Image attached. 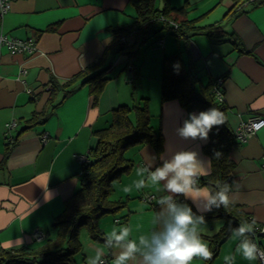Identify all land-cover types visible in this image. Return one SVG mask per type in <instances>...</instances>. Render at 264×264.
I'll use <instances>...</instances> for the list:
<instances>
[{"label":"crops","instance_id":"crops-1","mask_svg":"<svg viewBox=\"0 0 264 264\" xmlns=\"http://www.w3.org/2000/svg\"><path fill=\"white\" fill-rule=\"evenodd\" d=\"M256 1L242 0L232 10L234 0H171L175 7L188 3L185 18L199 17V26L214 24L221 26L222 32L197 33L189 39H177L168 32L155 33L139 47L132 60L134 70L130 72L131 66L125 68L123 54L115 49H108L103 59L113 39L112 30L134 22L136 10L130 0H14L0 21V33L19 39L32 38L37 51L31 55L13 53L0 44V248L13 250L26 246L39 231L53 235L54 217L79 188L84 163L80 158L95 146L94 131L110 123L112 110L118 105L141 98H148L150 121L163 136V148L159 154L150 144L126 149L124 157L132 166L114 181L111 194L112 199L124 201L121 215L112 218V222L103 216L99 225L105 235L122 225H130L134 234L149 232L152 217L159 210L156 188L123 191L138 179L137 167L149 156L165 153L166 147L195 150L209 159L202 150L206 141L183 140L176 134L188 113L196 111L184 110L176 100L161 101L162 60L180 53L185 62L189 59L194 62L202 83L224 78L221 88L231 130L253 116L264 118V2ZM157 6H162L161 0ZM231 34L238 39L237 44ZM140 70L150 80H140ZM101 71L109 79L96 104L93 105L91 86L82 83L81 77L66 88L70 92L64 97L61 90L49 100L47 88L51 79L62 84L81 72L89 77ZM36 113L40 122L27 127ZM11 121L16 123L8 128ZM263 156L264 124L229 152L234 164L229 193L235 201L232 204L254 220L256 228L262 229ZM159 163L157 159L156 164ZM143 193H153L154 203L142 200ZM205 221L201 236L209 246L207 237L218 232L224 219L205 215ZM231 231L208 264H225L224 256L235 254L237 241L231 238ZM80 237L83 245L76 255V264H87V250L103 243L93 242L86 232ZM254 240L264 249V232ZM115 253L113 249L106 254L107 264H113ZM191 264H206V260L194 258ZM234 264L261 262H248L236 255Z\"/></svg>","mask_w":264,"mask_h":264},{"label":"trees","instance_id":"trees-1","mask_svg":"<svg viewBox=\"0 0 264 264\" xmlns=\"http://www.w3.org/2000/svg\"><path fill=\"white\" fill-rule=\"evenodd\" d=\"M241 1L234 0L232 10L238 7ZM161 2L162 6L159 8L156 0H130L136 10L134 22L112 30L113 39L105 49L103 59L107 56L108 49H115L123 54L125 68L131 66L130 72H132L134 70L132 60L137 55L139 47L155 33L168 32L177 39H189L197 33L204 32L211 35L214 31L222 32L221 26L214 24L199 26L197 24L199 17L185 18L188 12L187 2L180 7L173 6L171 0H161ZM256 2H264V0ZM236 12L237 10L234 11ZM152 27H156L157 30H152ZM230 36L234 44H237L238 39L235 35ZM176 63L179 64L178 74L173 69ZM86 74L81 72L62 84L51 79V86L47 88L50 92L49 100L61 90L64 97L70 92V89L66 90V88L81 77L82 83L91 86L93 105L96 104L109 78L103 71L89 77H85ZM130 77L132 83L133 74ZM160 79L162 102L176 100L186 111L199 112L214 107L223 113L224 124L214 126L202 146L203 152L211 160V172L210 175L200 178V184L212 188H215L217 183L230 185L234 164L229 152L242 141L237 138L235 130H231L228 126L227 107L223 100L222 88L220 87L222 99H219L216 93L218 80L223 83L224 78L219 77L202 83L194 62L191 59L185 62L180 53H173L163 58ZM133 86L135 87L134 84ZM37 115L39 114H34L28 120L27 127H33L40 122ZM150 118L148 98H141L137 102L132 101L130 104H122L114 108L110 123L94 131L97 142L85 156L79 188L65 200L63 211L54 217L51 223L53 235L43 234L40 240H33L32 243L13 250L0 248V264H76V255L83 245L80 237L82 227L93 242L104 243L106 235L99 225V220L108 214H115L124 205V201L110 197L114 181L132 166V162L124 157V152L130 146L137 144H150L158 154L163 148V136L159 129L153 127ZM217 150L222 152L218 159L213 155ZM206 215L224 219L218 232L207 237L209 248L213 251L212 259L206 260L208 264L216 257L221 241L230 231L241 223L251 222V219L235 204H230L227 208L213 209ZM261 229L254 225L253 239L263 234L264 231L261 232Z\"/></svg>","mask_w":264,"mask_h":264},{"label":"clouds","instance_id":"clouds-1","mask_svg":"<svg viewBox=\"0 0 264 264\" xmlns=\"http://www.w3.org/2000/svg\"><path fill=\"white\" fill-rule=\"evenodd\" d=\"M173 69L178 74L179 64H174ZM224 121L223 113L214 107L190 112L176 134L183 140L207 141L213 127ZM255 128L259 130L260 125ZM165 153L149 156L136 169L138 179L123 188L125 193H131L133 188L137 191L148 186L156 188L159 210L152 217V229L134 234L130 225L114 227L106 234L103 246L87 250V264H106L105 256L113 249L116 250L113 264H191L194 258L212 259L213 251L202 239L201 228L207 213L235 202L229 195L230 185L217 183L215 188L201 185L200 178L210 175L211 160L202 158L195 150L166 147ZM213 155L218 159L222 152L217 150ZM254 225L253 220L232 229L231 238L237 244L235 254L224 256L225 264H234L236 255L248 262L259 260L264 264V249L252 238Z\"/></svg>","mask_w":264,"mask_h":264},{"label":"built area","instance_id":"built-area-1","mask_svg":"<svg viewBox=\"0 0 264 264\" xmlns=\"http://www.w3.org/2000/svg\"><path fill=\"white\" fill-rule=\"evenodd\" d=\"M13 1L14 0H0V21L3 18L4 14L10 10L11 3ZM0 44L6 46L13 53L24 52L31 55L37 51V45L35 43V40L32 38L19 39V38L9 37L5 34L0 33ZM159 44L162 45V40L159 41ZM217 84L218 86L216 88V93L219 99H222V94L220 91V87L222 86L221 80H218ZM15 123H16L15 121L9 122L8 128H12L15 125ZM263 124H264V118H261L259 116H253L247 121L242 122L240 126H238L235 129V134L239 140L245 141L249 136H251L257 131V129L255 128L256 125H260L261 128ZM45 139H46V134L42 136V141H45ZM80 160L84 162L86 158L81 157ZM263 167H264V156H263ZM141 199L144 200L145 202H148L149 204H153L154 200H156L155 195L153 193H143L141 195ZM177 199H182V198L177 197ZM263 231L264 229H261V232ZM42 235L43 233L39 231V232H35L32 237L35 240H40L42 238Z\"/></svg>","mask_w":264,"mask_h":264},{"label":"rangeland","instance_id":"rangeland-1","mask_svg":"<svg viewBox=\"0 0 264 264\" xmlns=\"http://www.w3.org/2000/svg\"><path fill=\"white\" fill-rule=\"evenodd\" d=\"M157 1L158 0H156V3H157ZM150 39V38H149ZM147 41H149V40H147ZM144 45V44H143ZM143 47V46H142ZM139 79L140 80H143V79H146V78H148V80H150L149 79V76H144V74L142 73V71L140 70V72H139ZM143 83H145V81H143ZM111 198H112V196H110ZM120 211H121V208L117 211V213L113 216V215H111V214H108V215H106L108 218H109V220L112 222L113 221V219L112 218H114V219H116V218H119L118 216H120L121 215V213H120ZM81 231L82 232H84L85 231V228L84 227H82L81 228Z\"/></svg>","mask_w":264,"mask_h":264}]
</instances>
